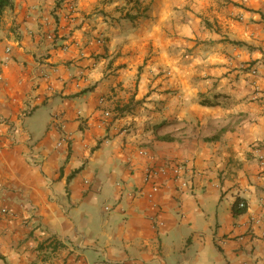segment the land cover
<instances>
[{"label": "crops", "instance_id": "obj_1", "mask_svg": "<svg viewBox=\"0 0 264 264\" xmlns=\"http://www.w3.org/2000/svg\"><path fill=\"white\" fill-rule=\"evenodd\" d=\"M136 1L4 12L0 264H264V0Z\"/></svg>", "mask_w": 264, "mask_h": 264}, {"label": "built area", "instance_id": "obj_2", "mask_svg": "<svg viewBox=\"0 0 264 264\" xmlns=\"http://www.w3.org/2000/svg\"><path fill=\"white\" fill-rule=\"evenodd\" d=\"M252 74L256 75L257 74V69L253 68L252 69ZM101 103L104 102V99L102 98ZM34 102L29 99L28 101H26L25 103V110L29 111L33 108ZM106 115H109L108 112H106ZM67 140V137H63L59 142H58V146L62 145L64 141ZM263 156L261 155V158ZM187 171V167L185 166L184 163H173L170 166H157V167H151L150 169H148L147 174H146V180L149 181L150 178L152 177H156L157 175H166L168 173L171 172L172 177L175 181L181 179L182 175ZM189 186V183L187 181H181V187L182 188H187ZM159 191V187L157 185H154L152 187V190L150 191V193L148 194V196L150 198H153L155 193H157ZM246 207V204L244 201H240L238 203V208L239 209H244ZM108 209V208H107ZM1 212H7L6 209H2Z\"/></svg>", "mask_w": 264, "mask_h": 264}, {"label": "trees", "instance_id": "obj_3", "mask_svg": "<svg viewBox=\"0 0 264 264\" xmlns=\"http://www.w3.org/2000/svg\"><path fill=\"white\" fill-rule=\"evenodd\" d=\"M14 0H0V22L2 20V17L4 15V12L13 6ZM128 2H135L137 4L136 0H127ZM242 201V200H240ZM235 208V214H240L244 212V209H239L238 204L234 206Z\"/></svg>", "mask_w": 264, "mask_h": 264}]
</instances>
